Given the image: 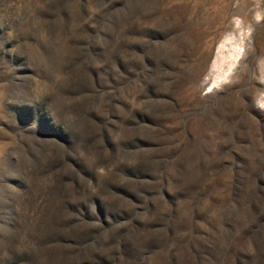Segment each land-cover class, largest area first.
<instances>
[{
	"label": "rangeland",
	"instance_id": "1",
	"mask_svg": "<svg viewBox=\"0 0 264 264\" xmlns=\"http://www.w3.org/2000/svg\"><path fill=\"white\" fill-rule=\"evenodd\" d=\"M0 264H264V0H0Z\"/></svg>",
	"mask_w": 264,
	"mask_h": 264
}]
</instances>
